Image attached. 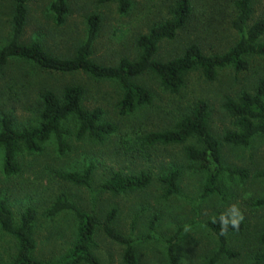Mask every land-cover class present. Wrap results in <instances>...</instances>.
I'll list each match as a JSON object with an SVG mask.
<instances>
[{"label": "rangeland", "instance_id": "374dc122", "mask_svg": "<svg viewBox=\"0 0 264 264\" xmlns=\"http://www.w3.org/2000/svg\"><path fill=\"white\" fill-rule=\"evenodd\" d=\"M173 1L131 0V8L123 14L115 2L66 0L64 21L56 24L50 11L53 0H27V19L20 42L36 40L53 55L71 57L86 39L87 17L97 15L100 29L93 43L92 59L102 65H116L121 57H137L136 38L152 24L168 18ZM231 1L210 0L213 9H218L211 12L216 21L211 23L209 31H202L197 21L180 31L175 39L161 42L157 58L166 60L178 56L194 39L201 40L206 53L226 51L238 38L231 26L234 14ZM252 11L251 21L264 18V0H255ZM12 15L13 1L0 0V48L10 40ZM249 61L248 71L223 68L213 81L206 80L200 69L190 70L178 94L163 91L154 76L143 74L136 81L150 89L153 101L126 116L117 113L115 105L120 88L113 81L97 80L82 71L50 72L20 59H11L0 67V121L9 117L17 129L34 126L39 119L42 91L51 89L60 93L64 86L76 85L83 91L82 107H100L105 112L103 119L114 122L119 129L103 142L88 138L77 140L75 124L65 122L63 126L70 133L66 138L68 151L60 155L51 139L39 154L23 156L21 171L12 176L2 171L0 149V200L6 201L15 218L27 206L37 212L33 256L46 262L56 261L69 251L76 239L77 220L73 212L47 214L59 195H65L80 210L95 212L100 218L115 209L113 224L122 235L133 239L136 264H167L168 240L173 244L178 264H211L218 242L206 222L227 212L231 205L241 210L244 228L240 233L226 236L227 248L234 256H222L215 264H249L255 254H264V242L260 240L264 233V205L257 204L264 195V178L254 177L264 172V137H255L245 147L221 145L223 164L244 168L249 177L239 180L224 173L218 181L222 194L203 197L205 172L184 157L185 144L142 148L141 144L132 145L135 139L128 136L169 129L188 113L191 104L203 100L209 106V129L220 138L230 124L221 100L243 88L251 89L256 76L264 72V58L250 57ZM89 163L95 166L89 186H76L54 175L55 170L81 172ZM172 169L179 171V191L165 197L159 177ZM140 170L152 175L151 183L142 191L113 195L101 189L113 171L131 175ZM122 251L123 246L101 231L95 234L92 252L100 264H123ZM15 254V239L0 227V262L10 263Z\"/></svg>", "mask_w": 264, "mask_h": 264}, {"label": "trees", "instance_id": "16d2710c", "mask_svg": "<svg viewBox=\"0 0 264 264\" xmlns=\"http://www.w3.org/2000/svg\"><path fill=\"white\" fill-rule=\"evenodd\" d=\"M12 1L11 37L0 48V67L11 59H20L32 62L50 72L82 71L97 80L113 81L120 88V98L115 105L119 116H126L138 108L151 105L152 92L136 81L143 74L149 73L154 76L163 91L178 94L184 86V76L190 70L200 69L206 80L213 81L218 71L223 68L232 67L236 71L244 72L249 69L250 57L264 58V18L251 21L255 0L231 1L234 13L231 26L237 32L238 38L226 51L206 53L201 40L194 39L185 45L178 56L166 60L158 59L157 53L161 42L175 39L180 31L187 30L197 21L202 31H209L211 23L216 21L211 12L218 8L213 9L210 0L209 2L202 0L204 3H199L198 0H174L169 8V17L152 24L146 33L136 38L137 57L135 59L121 57L116 65H102L92 59L93 43L100 29V18L97 15L87 17L85 41L75 49L71 57L61 58L47 52L36 40L29 43L20 42L27 19V0ZM98 2H115L118 11L123 14L131 8V0ZM50 11L56 24H62L67 13L66 0H53ZM82 98L83 91L76 85H66L60 93L46 89L39 96L40 112L36 125L17 129L9 117H3L0 121V149L3 153L4 175H17L21 171L20 159L25 155L39 154L51 139L54 140L57 152L64 155L69 149L66 138L70 135L63 126L65 122L73 121L76 126L74 137L77 140L88 138L103 142L108 136L119 131L114 122L103 119L105 112L100 107L93 109L82 107ZM221 101L230 124L220 138L213 135L209 129V106L203 100L191 104L188 113L169 129L142 131L134 137L128 136L135 139L132 145L141 144L142 148L185 144L182 147L184 157L196 163L205 172L202 196L220 195L222 191L218 181L224 173L239 180L249 177L246 169L223 164L221 145L245 147L255 137H264V72L256 76L251 89L243 88L234 96L227 94ZM188 141L190 143H187ZM94 168V164L89 163L81 172L55 170L54 175L59 180L76 186H89ZM254 177L264 178V172L257 173ZM178 179L179 171L174 169L159 177L165 197L178 193ZM151 180L152 175L146 170L131 175L113 171L103 181L101 189L113 195L134 193L148 187ZM257 204L264 205V195ZM65 210L73 212L76 217V239L66 254L56 261L46 262L33 256L36 247L34 238L36 210L32 206H27L19 217L15 218L6 201L0 200V227L16 241V254L7 264H100L98 257L92 252L94 236L98 231L123 246L121 256L123 264H136L133 239L122 235L113 224L116 218L115 209L100 218L95 212L80 210L65 195H59L55 197L47 214L53 216ZM222 214L206 222L207 228L218 242L217 252L210 260L211 264H215L222 256L226 258L234 256L227 248L226 236L240 233L244 228L241 221L238 229L229 226L227 231L221 234L219 217ZM260 240L264 242V233ZM167 244V264H178L171 240H168ZM263 262L264 254L257 253L249 264Z\"/></svg>", "mask_w": 264, "mask_h": 264}, {"label": "clouds", "instance_id": "9594fccd", "mask_svg": "<svg viewBox=\"0 0 264 264\" xmlns=\"http://www.w3.org/2000/svg\"><path fill=\"white\" fill-rule=\"evenodd\" d=\"M242 219H243V215L239 207L237 205H231L228 211L219 217L221 234H224L229 226H231L234 229H238Z\"/></svg>", "mask_w": 264, "mask_h": 264}]
</instances>
